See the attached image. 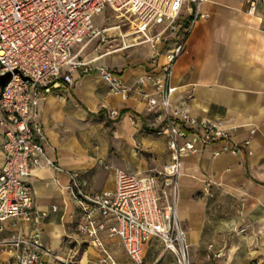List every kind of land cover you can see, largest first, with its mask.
I'll list each match as a JSON object with an SVG mask.
<instances>
[{
    "label": "crops",
    "instance_id": "1",
    "mask_svg": "<svg viewBox=\"0 0 264 264\" xmlns=\"http://www.w3.org/2000/svg\"><path fill=\"white\" fill-rule=\"evenodd\" d=\"M244 8L245 0L203 3L206 17L186 35L172 71L174 102L184 101L198 119L222 122L240 146L239 154L216 156L212 153L218 146H206L182 160L177 213L187 233L191 264L264 259V8L254 15ZM110 33L108 38H120L116 31ZM135 46H146L140 51H150L152 61L127 66L117 58L116 53ZM166 47L163 42L120 47L105 53L107 60H101L102 54L95 56L91 65L116 69L125 84L133 85L138 76L164 63ZM72 78V87L63 85L48 94L36 111L49 157L79 173L89 193L112 191L115 168L137 175L161 172L170 160L167 140L151 127V116L139 97L111 93L98 70L76 71ZM111 111L117 115L110 116ZM247 140L250 144L244 147ZM3 157L0 128V167ZM28 182L35 221L18 227L24 233L38 227L41 244L61 259L47 256L44 264H97L103 254L77 231L82 215L67 190L66 175L40 165ZM15 229L6 223L1 237ZM99 238L119 264H131L120 239L110 237L107 228ZM217 253L221 256L215 257ZM166 254L161 243L151 239L144 245V264H173V256L162 263ZM9 257V252H0V264Z\"/></svg>",
    "mask_w": 264,
    "mask_h": 264
},
{
    "label": "built area",
    "instance_id": "2",
    "mask_svg": "<svg viewBox=\"0 0 264 264\" xmlns=\"http://www.w3.org/2000/svg\"><path fill=\"white\" fill-rule=\"evenodd\" d=\"M206 1L0 0V76L9 78L7 84L0 85L4 155L0 167V252L10 253L1 264H44L47 256L61 262L41 244L38 227L30 233L18 227L35 221L28 180L40 165L68 178L67 190L82 215L77 231L103 254L97 264H119L99 238L106 228L110 237L121 240L131 264H144V245L151 239L161 243L164 253L172 254L173 264H191L187 233L177 213L182 160L206 146H218L213 156L240 152L222 122L198 119L184 101L174 102L176 87L170 83L173 67L185 48L186 35L198 19L206 17L201 12ZM260 8H264V0H245L247 14L254 15ZM106 10L126 23L98 29L93 18ZM126 24L136 39L122 48L142 43L167 45L164 63L156 71L138 76L133 85L125 84L116 69L95 67L91 65L94 60L79 58L91 41H104L106 33L116 31L124 39L121 26ZM93 70L99 71L111 93L139 97L151 116V127L166 137L170 153L169 162L155 175L115 168L114 189L98 193H89L79 173L63 169L49 157L46 132L36 119L37 108L48 94L63 85L72 87L74 72ZM109 114L115 116L117 112ZM249 144L247 140L243 146ZM8 222L16 229L1 237ZM250 264H264V259Z\"/></svg>",
    "mask_w": 264,
    "mask_h": 264
},
{
    "label": "rangeland",
    "instance_id": "3",
    "mask_svg": "<svg viewBox=\"0 0 264 264\" xmlns=\"http://www.w3.org/2000/svg\"><path fill=\"white\" fill-rule=\"evenodd\" d=\"M122 23H126L125 20H117L114 17V14L109 12L108 10L104 11L101 14L96 15L93 18V24L95 27H97L98 29L103 28V27H109L112 25H116V24H122ZM121 30H122V34L126 35L124 39L122 38H108L106 35V39L104 41H100L97 39H94L93 41H91L85 48L84 50L81 52L82 53V58L84 61H92L91 59L94 58L95 56H101V54L103 55L101 58V60H107V58H110L109 56L105 57V53H108L110 51V53H112L113 51L120 49V47L123 46V44L125 43L126 45L133 43L136 39V36L132 35L130 33L131 29H130V25L126 24L121 26ZM109 34H111L109 32ZM78 48V46H76L74 48V51ZM146 51L147 47L146 46H135L129 49H126L123 51L122 55H118L121 52L116 53L117 58L121 57L124 60H126V64L127 66L130 65H134L140 62V60L142 61H147L150 62L152 61V53L149 51L148 54L141 52V51ZM0 75H2V73L0 72ZM8 77L6 76H0V82H2L3 85L7 84L8 82ZM105 173H107V171H105ZM121 241V240H120ZM122 244V243H121ZM190 252H191V248L189 247V257H190ZM172 259V254L171 253H167L165 255V257L163 258L162 263H167Z\"/></svg>",
    "mask_w": 264,
    "mask_h": 264
},
{
    "label": "trees",
    "instance_id": "4",
    "mask_svg": "<svg viewBox=\"0 0 264 264\" xmlns=\"http://www.w3.org/2000/svg\"><path fill=\"white\" fill-rule=\"evenodd\" d=\"M0 85H2V82H0Z\"/></svg>",
    "mask_w": 264,
    "mask_h": 264
}]
</instances>
